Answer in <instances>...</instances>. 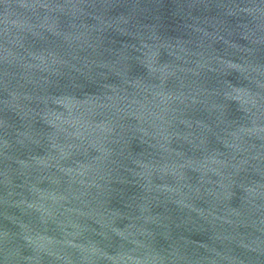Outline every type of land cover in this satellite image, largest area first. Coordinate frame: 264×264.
Listing matches in <instances>:
<instances>
[{"label": "water", "instance_id": "obj_1", "mask_svg": "<svg viewBox=\"0 0 264 264\" xmlns=\"http://www.w3.org/2000/svg\"><path fill=\"white\" fill-rule=\"evenodd\" d=\"M0 264H264V0H0Z\"/></svg>", "mask_w": 264, "mask_h": 264}]
</instances>
